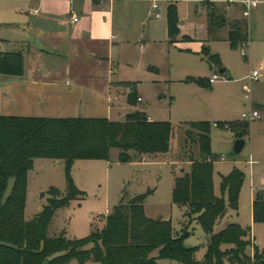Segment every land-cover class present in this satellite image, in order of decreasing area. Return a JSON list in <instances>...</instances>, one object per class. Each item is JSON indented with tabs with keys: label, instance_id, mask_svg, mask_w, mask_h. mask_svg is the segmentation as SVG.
Segmentation results:
<instances>
[{
	"label": "rangeland",
	"instance_id": "rangeland-1",
	"mask_svg": "<svg viewBox=\"0 0 264 264\" xmlns=\"http://www.w3.org/2000/svg\"><path fill=\"white\" fill-rule=\"evenodd\" d=\"M115 3L118 6V1ZM154 3L161 7V18L151 10ZM171 3L177 6L180 28L177 40L181 39V42H155L154 34H161L164 30L162 27L167 22ZM19 4L20 0H0V19L11 17L3 11L15 9ZM243 11L242 3L223 0H123L121 7L116 8L119 20L123 17L126 23L137 22L136 25L144 21L137 30L145 40L149 39V20L152 27L158 25L154 33L152 29V60L157 61L160 70L123 66L117 77L129 81L124 84L128 92L133 90L144 97L140 103L136 100L138 110L154 120L172 122L171 150L166 155L148 154L140 162H120L118 148L111 150L110 160H76L70 175L83 194L76 195L67 206L56 211L49 228L51 236L64 234L76 239L101 231L115 205L128 201L135 194L147 193L146 214L156 219L171 220L176 234L186 233L185 245L196 247L195 257L202 264L207 252L208 233L201 223L192 219L196 215L187 206L173 203L172 190L175 176L181 173L182 167L188 169L190 155L198 153L193 140L200 131L191 123L208 121L211 150L217 156L214 160L215 193L224 196L228 203L229 195L222 189L223 175H228L235 167L244 172L238 211L230 209V213L216 223L214 231H221L230 221L238 222L251 227L257 244L264 249V221L253 219V201L258 194L264 196V115L256 120L243 117V113L252 112L254 107L261 108L260 104H264V0L251 10L249 16H245ZM212 14L216 18L230 19L227 22L220 20L219 27L211 30L209 18ZM232 17L246 20L249 28L247 43L237 48L225 40L234 22ZM131 37L134 36L131 34ZM206 48L211 53L220 54L222 65L230 70L233 79L221 75L220 68L215 65L212 69ZM254 69L261 74L258 80H241L243 75ZM215 73L219 74V79L211 83L210 78ZM200 78L205 82H199ZM245 84L248 89H244ZM119 111H115L114 119L124 120L129 110L124 107ZM228 123L235 126L227 127ZM237 124L247 126L243 136L246 143L240 153L234 151ZM222 155L226 156L225 160L221 159ZM67 175L68 166L64 160L35 159L28 174L27 219L35 217L46 203V192L50 188L55 187L67 195ZM170 263V260H159V264ZM68 264L80 263L73 259ZM85 264L100 263L87 261Z\"/></svg>",
	"mask_w": 264,
	"mask_h": 264
},
{
	"label": "trees",
	"instance_id": "trees-1",
	"mask_svg": "<svg viewBox=\"0 0 264 264\" xmlns=\"http://www.w3.org/2000/svg\"><path fill=\"white\" fill-rule=\"evenodd\" d=\"M222 17L212 14L209 28L219 27ZM170 42L179 35L177 6L171 3L167 13ZM246 20H234L228 40L233 48L248 41ZM212 66L222 67L219 54L206 48ZM24 59L21 52L0 56V73L22 75ZM205 82L204 79H198ZM129 103L136 105L132 90ZM135 97V98H134ZM135 99V100H134ZM199 130L193 140L198 153L190 155V166L182 167L175 176L173 203L187 206L192 218L208 233L207 252L202 264H264V249H260L251 227L230 221L219 232L216 223L230 209L238 211L244 172L235 167L222 177L227 203L214 189V160L211 150L210 123L192 122ZM235 124H230L234 127ZM246 125L237 124L236 135H245ZM174 125L167 120H150L140 110H131L124 120L96 117H35L0 115V264H68L76 259L80 264L97 261L100 264H199L196 247H187L184 234H176L171 220L156 219L146 214L147 193L135 194L128 201L115 205L107 216L106 227L85 238L71 239L66 235L51 236L49 228L56 211L67 206L76 195L83 194L73 182L70 170L78 159L110 160L111 150L120 149V162L141 161L148 154H168ZM64 160L68 166V191L63 195L55 187L46 192V203L32 219L26 218L28 174L36 158ZM254 221H264V196L253 201ZM188 233V232H187Z\"/></svg>",
	"mask_w": 264,
	"mask_h": 264
},
{
	"label": "crops",
	"instance_id": "crops-1",
	"mask_svg": "<svg viewBox=\"0 0 264 264\" xmlns=\"http://www.w3.org/2000/svg\"><path fill=\"white\" fill-rule=\"evenodd\" d=\"M115 1L121 7L123 0H20L15 9L3 11L13 17L0 19V56L21 52L24 70L22 75L0 73V115L117 120L114 113H120V108L138 110L137 104L129 103L132 91L124 88L129 81L117 73L123 66L135 65L160 70L152 60V29L154 33L158 25L152 27L149 20V39L145 40L137 30L144 21L136 25L123 17L119 20ZM160 9L151 4L157 18H161ZM73 14H78V21L72 20ZM162 29L161 34H154V41L170 42L168 21ZM228 34L229 29L225 35L229 42ZM227 70L226 78L233 79ZM250 73L241 80H247ZM136 98L139 103L144 100L141 94ZM260 106L253 110L264 115V104Z\"/></svg>",
	"mask_w": 264,
	"mask_h": 264
},
{
	"label": "built area",
	"instance_id": "built-area-1",
	"mask_svg": "<svg viewBox=\"0 0 264 264\" xmlns=\"http://www.w3.org/2000/svg\"><path fill=\"white\" fill-rule=\"evenodd\" d=\"M223 1L228 2V3H242V4H244V6H245L244 15L245 16H249L250 15L251 8L257 6L263 0H223ZM153 7L154 8H158L159 7V4L158 3H154L153 4ZM157 16H160V13L159 12L157 13ZM72 20L73 21H78L79 20L78 14H73L72 15ZM242 54L245 55V52L242 51ZM260 75L261 74H260L259 70L255 69V70H253L249 74V76L247 77V80L248 81L258 80L260 78ZM218 78H219V74H214L210 78V82L213 83V82L217 81ZM244 88L245 89H248L247 84L244 85ZM139 100H141V98H139ZM243 116H244V118L253 120V119L259 118L261 116V114H260V112L258 110H253L252 112L244 113ZM214 125L219 126L220 123H215ZM226 125H227V127L230 126L229 123L226 124ZM221 159L225 160L226 159V156L225 155H222L221 156ZM263 193H264V189H263Z\"/></svg>",
	"mask_w": 264,
	"mask_h": 264
},
{
	"label": "water",
	"instance_id": "water-1",
	"mask_svg": "<svg viewBox=\"0 0 264 264\" xmlns=\"http://www.w3.org/2000/svg\"><path fill=\"white\" fill-rule=\"evenodd\" d=\"M220 73L223 76H228L229 75L227 68H224V67L220 69ZM245 143H246V141L242 137V134L239 133L238 137L235 140L234 151L236 153H240L242 151V149L244 148Z\"/></svg>",
	"mask_w": 264,
	"mask_h": 264
}]
</instances>
